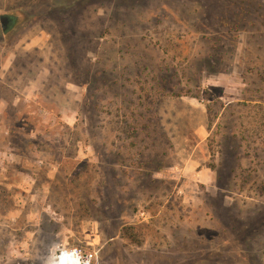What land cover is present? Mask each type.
<instances>
[{"label":"rangeland","instance_id":"1","mask_svg":"<svg viewBox=\"0 0 264 264\" xmlns=\"http://www.w3.org/2000/svg\"><path fill=\"white\" fill-rule=\"evenodd\" d=\"M0 264H264V0H0Z\"/></svg>","mask_w":264,"mask_h":264},{"label":"built area","instance_id":"2","mask_svg":"<svg viewBox=\"0 0 264 264\" xmlns=\"http://www.w3.org/2000/svg\"><path fill=\"white\" fill-rule=\"evenodd\" d=\"M61 257L67 258L69 261L73 259L77 262V264H90L91 261L94 260V258L96 257V253L82 252L81 249L77 247L62 248L57 253V260H60V262Z\"/></svg>","mask_w":264,"mask_h":264},{"label":"water","instance_id":"3","mask_svg":"<svg viewBox=\"0 0 264 264\" xmlns=\"http://www.w3.org/2000/svg\"><path fill=\"white\" fill-rule=\"evenodd\" d=\"M0 23L3 30L7 29L8 17L6 15L0 16Z\"/></svg>","mask_w":264,"mask_h":264},{"label":"bare ground","instance_id":"4","mask_svg":"<svg viewBox=\"0 0 264 264\" xmlns=\"http://www.w3.org/2000/svg\"><path fill=\"white\" fill-rule=\"evenodd\" d=\"M65 259V260H64ZM77 264V262L73 259H71L70 261L67 258L61 257V262L60 260H57V264Z\"/></svg>","mask_w":264,"mask_h":264},{"label":"flooded vegetation","instance_id":"5","mask_svg":"<svg viewBox=\"0 0 264 264\" xmlns=\"http://www.w3.org/2000/svg\"><path fill=\"white\" fill-rule=\"evenodd\" d=\"M8 17V24H9V22H11V20H12V17H10V16H7ZM8 24H7V26H8Z\"/></svg>","mask_w":264,"mask_h":264}]
</instances>
